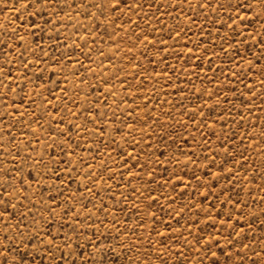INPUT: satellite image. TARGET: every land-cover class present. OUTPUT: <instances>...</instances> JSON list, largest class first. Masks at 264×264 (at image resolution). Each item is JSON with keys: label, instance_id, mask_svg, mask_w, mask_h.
<instances>
[{"label": "rangeland", "instance_id": "374dc122", "mask_svg": "<svg viewBox=\"0 0 264 264\" xmlns=\"http://www.w3.org/2000/svg\"><path fill=\"white\" fill-rule=\"evenodd\" d=\"M111 3L0 0V264L261 261L264 0Z\"/></svg>", "mask_w": 264, "mask_h": 264}, {"label": "snow or ice", "instance_id": "6c2138e0", "mask_svg": "<svg viewBox=\"0 0 264 264\" xmlns=\"http://www.w3.org/2000/svg\"><path fill=\"white\" fill-rule=\"evenodd\" d=\"M122 3V0H114V3H111L109 6L111 8H113L114 10L117 9L120 4ZM127 3H125V7H127ZM42 160V158H41ZM18 172L20 171L19 168L16 169ZM5 195H7V192H5ZM10 203V202H9ZM7 207H8V204H5V207H4V212L7 211ZM51 211V210H49ZM3 213H0V216H2ZM47 235H52L51 234V229L49 228L48 232L46 233ZM17 235L19 236H22L23 234L21 233H17ZM55 240H56V237L55 236H52V239L50 241H48V244H49V248L46 249V251H49L51 252V246L55 244ZM23 242V241H22ZM43 243V241L41 242ZM65 246H67V244H65ZM218 246V245H217ZM58 247V246H57ZM14 251H17L19 252V249H15ZM206 251H211L210 248H206ZM264 251V250H262ZM28 253H23V254H20L19 257H13V260L11 262V264H26V261H25V256L27 255ZM253 255H256L255 251H253L252 253ZM4 264H9V261L7 260V257L4 258ZM211 264H220V261L219 259H213L211 261ZM253 264H264V259H262L261 261L257 262V261H253Z\"/></svg>", "mask_w": 264, "mask_h": 264}]
</instances>
